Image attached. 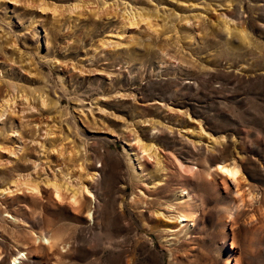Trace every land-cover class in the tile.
<instances>
[{"label":"rangeland","instance_id":"obj_1","mask_svg":"<svg viewBox=\"0 0 264 264\" xmlns=\"http://www.w3.org/2000/svg\"><path fill=\"white\" fill-rule=\"evenodd\" d=\"M18 249L264 264V0H0V264Z\"/></svg>","mask_w":264,"mask_h":264},{"label":"bare ground","instance_id":"obj_2","mask_svg":"<svg viewBox=\"0 0 264 264\" xmlns=\"http://www.w3.org/2000/svg\"><path fill=\"white\" fill-rule=\"evenodd\" d=\"M147 150H144L143 153V157H148V158H152L153 156L146 153ZM217 161V160H216ZM173 164H175V166L178 168L179 172L182 173L183 175L188 176H194L197 172H196V168L193 167V165L190 164V162L187 163H183L181 160H179L177 157H174L173 159ZM198 169V168H197ZM209 176H214L217 175L219 180L221 181L222 185L226 188V189H230L233 190V192L235 194H237L238 196H241V183H240V179H239V167L237 166V164L233 163V164H221V163H217V165L215 166V168H209ZM37 189V188H36ZM57 189V188H56ZM39 193V192H38ZM58 195L56 196L55 200L58 203H64L66 200L65 196L63 197L60 192H57ZM80 193V192H79ZM94 197L92 194L90 195V192L88 190V188L86 186H84L82 188V192L78 195V196H74L73 199L71 200V205L79 210L80 212L83 211L84 207H85V200L86 197ZM65 198V199H64ZM172 211V210H171ZM175 211V210H174ZM92 215V212L90 211V216ZM178 220L181 219V223H186L184 226H186L188 223H190L191 221H193V216H191L190 214L186 213V212H179V217L177 218ZM178 231V230H177ZM172 232H176L172 231ZM41 238V237H40ZM44 237H42L43 239ZM42 239H40L42 241ZM35 241V240H34ZM47 242L48 245H51L52 241L51 239H47L44 240ZM33 243V242H32ZM46 244V243H45ZM44 244V245H45ZM43 245V244H42ZM31 247V246H30ZM33 247V246H32ZM26 248V247H25ZM35 250H37L39 248L38 243H36L34 245ZM33 248V249H34ZM28 249V248H26ZM26 249H18L13 255H15V259L14 260H19V262H16L17 264H22L24 261L23 259H27L26 256ZM30 251V250H29ZM29 251H27V254H30ZM39 252V251H38ZM24 264V263H23Z\"/></svg>","mask_w":264,"mask_h":264}]
</instances>
